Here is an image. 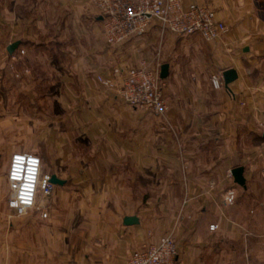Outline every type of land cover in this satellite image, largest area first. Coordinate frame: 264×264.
<instances>
[{"label": "crops", "instance_id": "1", "mask_svg": "<svg viewBox=\"0 0 264 264\" xmlns=\"http://www.w3.org/2000/svg\"><path fill=\"white\" fill-rule=\"evenodd\" d=\"M181 1L213 8L228 31L206 42L155 23L110 46L95 0H0L1 103L32 102L18 119L54 137L49 173L65 181L47 218L15 228L30 264H127L167 234L187 264H264V0ZM143 62L169 64L164 117L98 80L120 85ZM231 68L237 79L215 88L211 76ZM229 189L237 198L225 207Z\"/></svg>", "mask_w": 264, "mask_h": 264}, {"label": "built area", "instance_id": "2", "mask_svg": "<svg viewBox=\"0 0 264 264\" xmlns=\"http://www.w3.org/2000/svg\"><path fill=\"white\" fill-rule=\"evenodd\" d=\"M103 18V31L110 46L120 45L132 38L142 37L157 23L161 32L191 36L199 34L206 42L220 39L227 31L226 23L219 19L217 12L204 4L193 3L184 6L181 0H95ZM25 53L20 51V55ZM116 73L119 70H115ZM98 80L134 108L143 109L164 117L169 104L166 97V79L161 77V63L149 66L143 62L130 68L119 85L112 78L98 77ZM215 88L224 86L222 75L211 76ZM9 192L7 206L16 216H27L38 212L47 218L51 209L50 198L55 184L51 174H44L43 160L33 152L15 151L11 154L7 171ZM234 189L227 190L223 205L236 202ZM218 224H211L214 231ZM127 264H187L181 259L172 234L162 236L158 241L135 251Z\"/></svg>", "mask_w": 264, "mask_h": 264}, {"label": "rangeland", "instance_id": "3", "mask_svg": "<svg viewBox=\"0 0 264 264\" xmlns=\"http://www.w3.org/2000/svg\"><path fill=\"white\" fill-rule=\"evenodd\" d=\"M171 34V32H169ZM173 34V33H172ZM187 58H192L187 54ZM44 93V89L41 90ZM1 103L0 99V117H6L8 120H0V264L7 262H17L21 264H30V257L27 256L24 249L18 247L16 242V226L30 223L37 216L38 212H33L27 216H16L7 206L9 192V182L7 180V171L11 154L15 151L33 152L44 157L43 172L49 173L51 170L49 164V153H47V140L54 137L38 136L33 134L32 120L18 119L17 108L25 112V115L31 113L33 105L30 100L22 98H9L7 103ZM19 103V104H18ZM5 113V114H4ZM45 130L53 128L52 122H43ZM50 174V173H49ZM26 256V257H25Z\"/></svg>", "mask_w": 264, "mask_h": 264}, {"label": "water", "instance_id": "4", "mask_svg": "<svg viewBox=\"0 0 264 264\" xmlns=\"http://www.w3.org/2000/svg\"><path fill=\"white\" fill-rule=\"evenodd\" d=\"M18 46H19V42H15V43H12L8 49L12 53V52H14V50L17 49ZM168 75H169V64H164L161 67V77L163 79H166L168 77ZM223 77H224L225 85L229 86V84L231 82H233L235 79H237L238 74H237L235 69L231 68V69H227L224 71ZM243 172H244V168L241 166L236 167L232 170V174L234 176L235 181L238 184H240L241 186L246 185V180L244 178ZM50 181L54 184H64L65 183V181L61 180L56 174H51ZM139 221L140 220L137 216H128L125 218L124 223L126 225H133V224L139 223Z\"/></svg>", "mask_w": 264, "mask_h": 264}]
</instances>
